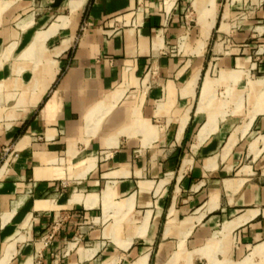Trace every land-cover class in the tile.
<instances>
[{
	"label": "crops",
	"instance_id": "obj_1",
	"mask_svg": "<svg viewBox=\"0 0 264 264\" xmlns=\"http://www.w3.org/2000/svg\"><path fill=\"white\" fill-rule=\"evenodd\" d=\"M0 264H264V0H0Z\"/></svg>",
	"mask_w": 264,
	"mask_h": 264
},
{
	"label": "rangeland",
	"instance_id": "obj_2",
	"mask_svg": "<svg viewBox=\"0 0 264 264\" xmlns=\"http://www.w3.org/2000/svg\"><path fill=\"white\" fill-rule=\"evenodd\" d=\"M225 45H230V42H225Z\"/></svg>",
	"mask_w": 264,
	"mask_h": 264
}]
</instances>
